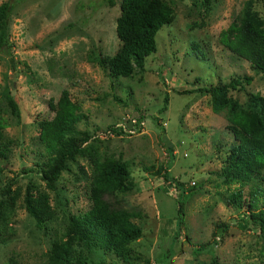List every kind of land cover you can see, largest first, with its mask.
<instances>
[{
  "label": "rangeland",
  "instance_id": "rangeland-1",
  "mask_svg": "<svg viewBox=\"0 0 264 264\" xmlns=\"http://www.w3.org/2000/svg\"><path fill=\"white\" fill-rule=\"evenodd\" d=\"M15 1L8 21L15 67L0 53V119L6 125L0 188L24 168L50 166L39 139V121L54 115L49 101L66 89L85 115L78 127L88 131L83 144L88 152L101 160L129 163L134 187L118 198L141 211L142 217L134 221L142 234L130 244V261L101 249L82 251L64 237L68 217L90 207L83 170L91 173V160L76 156L67 162L54 190L31 177V192L47 193L54 211L45 228H37L24 208L27 177L21 174L12 183L11 194L19 195L0 234V264H46L50 249L62 239L77 254L87 255L86 264H210L213 255L223 264L264 262V231L245 222L251 212L264 210V170L252 181L228 182L220 168L234 138L224 113L212 111L209 94L183 92L253 74L249 62L220 39L244 0H209L208 10L202 0H168L174 6L173 20L156 33V51L144 67L128 77H115L96 62L121 47L115 30L119 0L114 6L105 0ZM254 7L264 17V0H256ZM248 93L264 96V74L228 95L243 103ZM9 97L17 103V114ZM111 125L124 132H110ZM160 166L174 179L153 174ZM238 190L242 206L228 200ZM180 191L184 220L175 237ZM205 243L210 244L201 250Z\"/></svg>",
  "mask_w": 264,
  "mask_h": 264
},
{
  "label": "trees",
  "instance_id": "trees-1",
  "mask_svg": "<svg viewBox=\"0 0 264 264\" xmlns=\"http://www.w3.org/2000/svg\"><path fill=\"white\" fill-rule=\"evenodd\" d=\"M255 1L244 0L239 13L220 35L225 47L249 62L253 74L237 75L226 83L212 85L209 88L197 87L195 90L183 91L209 94L212 111L224 113L226 128L234 138L220 168V174L228 182L246 183L262 176L264 170V96L260 93H248L242 103L228 95L230 90L244 89L245 85L252 82L255 75L264 74V17H261L255 9ZM15 2V0H5L0 3V53L9 57L13 68L15 60L12 52L13 44L8 32V21ZM105 2L109 6L116 4V0H105ZM208 3L209 0L201 1L206 10L209 9ZM119 8L120 14L116 19L115 30L121 41V47L113 56L97 58L96 62L115 77H128L135 68L142 69L147 57L156 51V33L173 20L175 12L172 2L168 0H119ZM114 99L121 102V99L115 95ZM168 99L169 96L166 94L164 106ZM8 100L12 112L17 114V103L12 97ZM49 107L54 115L50 119L39 121V139L49 156L50 166L24 168L0 188V194L4 196L0 198V234L5 229V220L14 208L19 195L11 194V185L21 174L27 177L23 195L24 208L34 220L35 226L42 229L54 217V211L49 204L47 193L40 192L35 196L31 192V177L37 176L47 189L54 190L56 180L67 167V162L72 161L76 156H88L91 160V173L87 175L83 170V174L89 185L90 207L68 217L64 237L73 241L76 248L83 249L82 251L101 249L112 252L124 261H130L133 252L130 244L142 234L141 227L134 219L142 217V213L138 209L126 206L118 198V193L129 192L134 187L129 163L114 158L101 160L95 152H88L83 146L89 139L88 131L78 127L85 115L80 106L71 100L66 89L61 91L56 101L54 99L49 101ZM164 109L165 107L162 108ZM154 120L157 124V119ZM140 122L139 117L135 121L136 129L140 128ZM5 127L4 121L0 119V158L3 155L1 141ZM109 130L116 134L124 132L123 128L116 131L114 125L109 126ZM153 174L163 176L166 181L174 179L162 166ZM182 194L183 192L180 191L177 199L175 237L180 235L184 220ZM228 200L233 205L242 206L241 191L230 194ZM252 205L250 201L248 206ZM245 222L254 225L259 231H264V210L251 212ZM183 244L179 253L184 250ZM209 244H202L199 248L204 250ZM76 248L69 245L66 240L56 241L49 251L46 264H86L87 255L77 254ZM210 264L223 263L213 255ZM245 264H264V262Z\"/></svg>",
  "mask_w": 264,
  "mask_h": 264
}]
</instances>
